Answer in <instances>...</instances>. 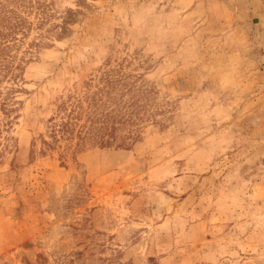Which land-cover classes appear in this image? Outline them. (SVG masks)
I'll return each mask as SVG.
<instances>
[{
    "label": "rangeland",
    "instance_id": "obj_1",
    "mask_svg": "<svg viewBox=\"0 0 264 264\" xmlns=\"http://www.w3.org/2000/svg\"><path fill=\"white\" fill-rule=\"evenodd\" d=\"M0 264H264V0H0Z\"/></svg>",
    "mask_w": 264,
    "mask_h": 264
},
{
    "label": "trees",
    "instance_id": "obj_2",
    "mask_svg": "<svg viewBox=\"0 0 264 264\" xmlns=\"http://www.w3.org/2000/svg\"><path fill=\"white\" fill-rule=\"evenodd\" d=\"M81 105L77 104L73 106L71 112L66 120H61L53 125V132L55 134L61 133L62 135L68 134L70 136L75 130V125L78 120L83 117V111L80 110ZM98 108V103H97ZM77 110V111H76ZM88 114L87 122L81 123L77 129V135L84 141L87 137L101 138L102 144L109 143V137L114 136L116 125L115 116L112 112L98 111V109L91 110ZM113 119L112 122H110ZM106 135V136H105Z\"/></svg>",
    "mask_w": 264,
    "mask_h": 264
}]
</instances>
